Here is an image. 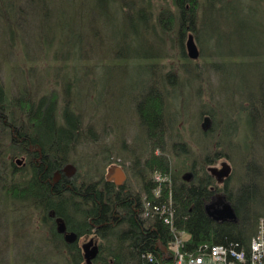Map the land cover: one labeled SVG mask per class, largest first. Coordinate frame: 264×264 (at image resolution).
Segmentation results:
<instances>
[{
    "label": "rangeland",
    "instance_id": "1",
    "mask_svg": "<svg viewBox=\"0 0 264 264\" xmlns=\"http://www.w3.org/2000/svg\"><path fill=\"white\" fill-rule=\"evenodd\" d=\"M21 1L12 8L16 9ZM126 1L128 8H123L125 0H54L51 6L48 4L47 13L41 14V19L39 9L31 7L33 3L31 6L22 3L18 10L20 16H15L13 21L15 24L9 16L5 20L10 25L5 27L6 35L1 17L9 8L0 6V80L8 95L12 98L19 90H25L38 98L55 92L59 108L69 100L87 130L71 153L75 173L95 180L114 174L118 167L126 175L125 184L138 188L136 172L148 144L146 134L140 133L143 126L135 104L148 89L145 86L150 85L151 77L156 75L159 84L169 90L164 152L176 176L191 173L207 156L214 158L215 152L225 150L221 153L224 155L204 168L221 182L220 185L229 174L232 183L241 182L246 165L241 142L244 137L246 141L256 140L258 143L251 147L252 156L263 162V136L253 137L249 125L239 117L238 110L246 104L241 102L243 93L237 95L238 92L232 91L230 99L219 88L242 89L247 96V92L259 88L260 78L264 81V0L214 3L200 0L199 19L204 21L206 9L207 22L199 26L202 40L196 39L200 41L195 44L196 58L189 56L187 35L180 38L173 24L167 31L158 19L161 12H175L172 0H144L146 10L135 6L133 0ZM16 13L10 10L11 16ZM168 73L174 76L167 79ZM168 80L180 85L169 86ZM216 110L223 114L222 118L236 122L228 131L231 138L228 145L224 143L229 137L223 136L220 129H214L212 120L208 126L203 125V112ZM254 126L261 131L257 122ZM12 152L14 146L8 131L0 128V175L3 177L10 174L13 163L22 166L23 155L13 159ZM224 165L229 168L228 172L217 176L213 171H220ZM1 179L0 248L4 251L0 261L27 264L29 260L24 257L31 255L35 258L31 263L40 264V254L52 247L44 244L46 229L41 212L10 198L4 187L6 181ZM147 210H151L148 204L144 217ZM179 233L170 246L175 256L177 251L187 256L179 250L187 235ZM12 234L17 237L12 238ZM90 240L98 246L95 236L79 239L83 256L82 245ZM44 261L71 264L62 249ZM84 263L85 258L79 264Z\"/></svg>",
    "mask_w": 264,
    "mask_h": 264
},
{
    "label": "trees",
    "instance_id": "2",
    "mask_svg": "<svg viewBox=\"0 0 264 264\" xmlns=\"http://www.w3.org/2000/svg\"><path fill=\"white\" fill-rule=\"evenodd\" d=\"M18 1L0 0V6L9 8L6 9L7 14L1 17L4 19L5 35L8 30L5 27L10 26L9 21L5 20L9 16L15 24L13 21L15 16H20L18 10L22 8V3L30 6L33 3L31 7L39 9L41 19V14L44 16L47 13L46 9L54 0H22L13 9L12 6ZM143 1L133 0L132 3L146 10L147 5ZM172 1L175 12H161L158 16L161 26H166L167 31L175 26L180 38L186 31H191L195 39L200 38L199 26H205L207 22L206 9L204 21L199 19L200 0ZM214 1L220 0H208L209 3ZM122 5L123 8L129 6L126 0ZM10 10L17 13L11 16ZM196 42L186 39L188 48ZM169 76H174V73H168L167 79ZM259 80V88L247 92V96L242 89H224L222 86L219 89L226 92L230 99L232 91L238 92L237 95L243 93L241 102L245 101L246 104L238 110L239 117L249 125L253 137L263 136L264 141V81L261 78ZM150 81V85L145 86L148 89L135 104L148 146L136 172L138 188H134L128 185L116 187L103 176L93 180L91 176L86 179L75 173L71 153L87 130L82 126L79 113L71 108L69 100H65L59 108L55 92L33 98L25 90H19L11 98L0 80V128L7 130L10 135L14 146L11 156L16 158L20 154L26 158L24 165L13 163L10 174L4 177L1 174L0 178L5 179L4 187L10 198L24 207L27 203L41 212L46 229L44 244L52 246L40 254L42 262L50 254L62 249L71 264H79L84 261L79 239L92 235L99 240L98 253L92 264H163L175 259V250L170 244L180 231L187 235L179 246L185 255L203 253L206 246L224 245L236 250L243 249L248 257L250 241L257 232L260 219H264V158L261 162L252 156V146L257 141L253 138L246 141L244 137L241 142L246 165L244 178L237 184L231 182L229 174L220 185L221 182L204 168L212 160L224 155L221 153L225 150L215 152L214 158L207 156L200 161L197 169L177 177L169 156L164 152L167 146L165 135L169 115L166 104L169 90L159 84L156 75ZM167 83L173 87L180 85L169 80ZM203 113V125L208 126L212 120L214 129H220L223 136L229 137L224 143L228 145L231 139L228 131L236 122L231 118H222L223 114H218V110ZM256 122L261 131L253 127ZM216 200L220 205L229 204L235 218L213 219L207 213L206 206ZM147 203L151 210H147V216L144 217ZM60 222L64 224L66 232H74L78 236L76 241L68 243L64 240L63 234L58 231ZM12 236L17 237L14 234ZM3 251L0 248V259ZM30 256L24 257V260H29L27 264L35 261L34 256ZM0 264H3V260Z\"/></svg>",
    "mask_w": 264,
    "mask_h": 264
},
{
    "label": "built area",
    "instance_id": "3",
    "mask_svg": "<svg viewBox=\"0 0 264 264\" xmlns=\"http://www.w3.org/2000/svg\"><path fill=\"white\" fill-rule=\"evenodd\" d=\"M147 204L150 205L149 203ZM201 254L203 255L199 257L184 259L177 251L175 261L172 264H264V219H260L257 234L250 243L249 258L244 251L241 253L234 250L228 255L227 251L222 247L219 248V246L213 245L204 247V251Z\"/></svg>",
    "mask_w": 264,
    "mask_h": 264
},
{
    "label": "water",
    "instance_id": "4",
    "mask_svg": "<svg viewBox=\"0 0 264 264\" xmlns=\"http://www.w3.org/2000/svg\"><path fill=\"white\" fill-rule=\"evenodd\" d=\"M197 55L198 54H197L196 48L194 45H192L191 50L189 51V56L192 58H196ZM228 170L229 168H227L224 165V167L220 171H216V170L214 171L221 175L222 173L224 174L227 173ZM114 179L117 184H121L124 181V173L120 168H116L114 172ZM217 205H220L218 203V200H216L215 202H211L210 204L206 206V211L211 217H213L216 220H225V219L235 218L233 214V209L231 208L229 204L227 203L221 204L222 208L217 207ZM225 211H228L227 212L228 217L223 216ZM58 231L63 234L64 240L68 243H73L78 238V236L74 232H66L65 226L62 222H60L58 225ZM82 248L84 250V258H85L84 264H92V260L96 257L98 253L97 244L93 240H90L87 243H84L82 245Z\"/></svg>",
    "mask_w": 264,
    "mask_h": 264
},
{
    "label": "flooded vegetation",
    "instance_id": "5",
    "mask_svg": "<svg viewBox=\"0 0 264 264\" xmlns=\"http://www.w3.org/2000/svg\"><path fill=\"white\" fill-rule=\"evenodd\" d=\"M186 35H187V40L189 39V42H192V40L193 41H195L196 42V39H195V35H193V33L191 32V31H186ZM186 47H187V49H188V46L186 45ZM140 133L142 134V135H144V134H146V132L145 131H143V129H142V131H140ZM14 159V158H13ZM21 159L23 160V163H22V165H24L25 163H26V158H25V156H22L21 157ZM15 160H17V159H15ZM21 160L19 159L18 160V162H20ZM118 168V167H117ZM116 169V168H115ZM121 169V168H120ZM122 170V169H121ZM123 171V170H122ZM123 173H124V171H123ZM214 173L217 175V176H220V174L219 173H217V172H215L214 171ZM105 178H106V180L108 181V182H110V183H112L114 186H116V187H124L126 184H125V180H126V175H125V173H124V182L120 185V184H117L116 182H115V179H114V174H112V175H108V176H105ZM127 186V185H126ZM64 237V236H63Z\"/></svg>",
    "mask_w": 264,
    "mask_h": 264
},
{
    "label": "bare ground",
    "instance_id": "6",
    "mask_svg": "<svg viewBox=\"0 0 264 264\" xmlns=\"http://www.w3.org/2000/svg\"><path fill=\"white\" fill-rule=\"evenodd\" d=\"M195 46V45H194ZM191 47H192V45L188 48V51H190L191 50ZM197 51V50H196ZM213 202H215V201H213ZM210 204V203H209ZM217 207H220V208H222L221 207V205H217ZM156 211H159V209L157 208V207H153ZM228 211H225L224 212V214H223V216H225V217H228L227 216V213ZM233 214H234V211H233ZM222 216V217H223ZM234 216H235V214H234ZM213 218V217H212ZM214 219V218H213ZM216 220V219H215ZM212 246V245H211ZM213 246H219V248L220 247H222L224 250H226L227 251V253H228V255H230L231 254V252L233 251L234 252V250L236 251V252H241V253H243V249H239V250H236L234 247H227V246H224V245H213ZM245 252V251H244ZM184 259H188V258H190V257H199V256H202L203 254H201V253H197V254H195V255H193V256H189V255H187V256H183L182 254H180ZM206 258H208L207 256H205ZM163 264H167V263H163Z\"/></svg>",
    "mask_w": 264,
    "mask_h": 264
}]
</instances>
